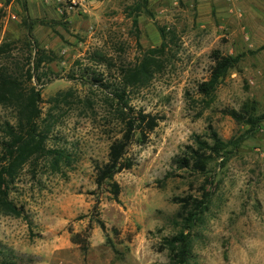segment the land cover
Segmentation results:
<instances>
[{
    "label": "rangeland",
    "instance_id": "1",
    "mask_svg": "<svg viewBox=\"0 0 264 264\" xmlns=\"http://www.w3.org/2000/svg\"><path fill=\"white\" fill-rule=\"evenodd\" d=\"M139 2L0 0V44L14 43L0 62L39 93L44 147L66 159L58 171L38 157L15 172L8 200L23 217L0 213V262L167 264L164 241L190 213L189 264H264V0H146L133 12ZM33 46L53 61L28 83ZM212 52L242 57L204 99ZM142 63L147 75L127 74ZM139 114L156 126L144 140L131 130L113 198L95 167ZM4 123L13 113L0 107V160ZM207 127L228 154L202 173L178 169L195 138L210 142Z\"/></svg>",
    "mask_w": 264,
    "mask_h": 264
},
{
    "label": "trees",
    "instance_id": "2",
    "mask_svg": "<svg viewBox=\"0 0 264 264\" xmlns=\"http://www.w3.org/2000/svg\"><path fill=\"white\" fill-rule=\"evenodd\" d=\"M133 12L145 10L146 0H139ZM132 25L136 26V19H132ZM161 42L164 40L162 29H157ZM14 43L0 44L1 57L7 58L12 51ZM162 47V45H161ZM33 58L29 53L27 56V68L24 72L26 82L33 78L32 73L37 71L40 64H50L53 59L51 53L48 56L43 51L33 46ZM37 56V57H34ZM212 66L208 79L197 86V92L204 99H210L219 81L226 73L233 69L242 55L235 57L222 56L218 52L211 54ZM131 76L147 75L148 69L144 64H140L136 69L127 72ZM38 80V79H37ZM98 83L99 80L94 79ZM118 103L122 102L120 95H115ZM39 93L34 87L25 88L16 73V68L12 69L7 64L0 62V107L8 108L13 113V124L4 123L5 140L2 144L3 155L0 162V213L5 216L23 217L20 209L16 208L8 200V188L13 181L15 172L26 162L35 160L38 157H46L52 171H58V164L65 159L59 150H50L44 147L45 136L38 131L36 121L39 117L38 103ZM237 123L253 125L259 119H245L233 110L224 112ZM143 125V126H142ZM156 126L153 118L139 114L137 119L126 123V130L123 136L113 141L107 149L106 162L102 166L95 167L94 183L97 187L107 185L109 193L116 198L118 187L112 181L113 176L122 170L130 167V164L123 159L127 144L131 141V130H139V139L144 140L145 133L151 132ZM137 127V128H136ZM209 143L198 138L194 139L195 148L186 147L182 158H174L172 162L178 169H191L198 173L205 171L206 166L218 157H225L228 152V143L218 138L211 127H207ZM235 145L233 146V148ZM195 214L188 213L182 218V228L175 236L165 239L164 247L167 251V264H189L190 252V230L196 222ZM198 220V219H197ZM103 231L102 224L99 225ZM0 264H14L10 261H2Z\"/></svg>",
    "mask_w": 264,
    "mask_h": 264
}]
</instances>
